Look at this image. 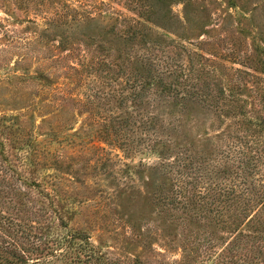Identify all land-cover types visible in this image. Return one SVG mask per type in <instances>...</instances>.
<instances>
[{"label":"rangeland","instance_id":"rangeland-1","mask_svg":"<svg viewBox=\"0 0 264 264\" xmlns=\"http://www.w3.org/2000/svg\"><path fill=\"white\" fill-rule=\"evenodd\" d=\"M235 3L232 8L229 0H166L165 8L158 5L164 19L155 18L164 28L152 26L154 31L149 33L152 40L166 47L167 55L179 59L176 56L180 54L181 62L187 61L186 47L202 55L206 101L190 104L184 112L186 143L202 147L208 163L216 166L224 161L225 151L228 155L231 150L236 163L244 154L255 157V170L244 187L261 193L264 129L260 141L242 145L221 141L228 120L218 116L210 97L219 94L226 80H240L252 87L241 92L244 106L251 112L254 105L252 115L264 119V98L253 94L256 85L264 87V51L259 48L264 47V0ZM142 4L143 0H0V153L3 151L13 168L18 167L74 211L70 220L65 218L70 231L88 235L92 244L110 256L171 264L182 256L183 235H192L194 240L203 234L216 235V251L222 243L232 241L237 243L236 253L253 255L257 237L264 238V214L260 224H246L243 219L237 241L227 225L202 218L189 217L178 222V228L153 221V195L162 183L151 170L156 157L139 155L147 144L137 141L143 137L138 123L129 128L120 123L126 110L119 104L120 86L115 82L123 83L119 71L123 65L133 66V53L145 39L121 35L119 23L116 31L109 32L115 21L110 16L118 22L124 17L137 19L135 13L141 11ZM128 53L132 59L124 63ZM100 64L114 72L100 74L96 71ZM232 69L243 73L230 75ZM30 141L37 145L27 154ZM16 155L29 157L38 171L23 168ZM1 166L6 169L5 163ZM13 178L12 172L6 175L0 171V184L6 179L18 185ZM25 192L32 201L25 200L27 195L17 202L5 198L0 213L20 217L13 214L11 204L15 201V207L21 208L23 198L26 212L20 215L26 221L21 224L38 228L36 223L42 224L52 215L42 214L43 204L36 202V192ZM145 223H151L154 231L158 228L162 237L152 234L156 239L147 252L139 247L144 242L141 230L131 229L132 224ZM37 228L29 230L37 234ZM34 257L36 254L30 256Z\"/></svg>","mask_w":264,"mask_h":264},{"label":"trees","instance_id":"trees-1","mask_svg":"<svg viewBox=\"0 0 264 264\" xmlns=\"http://www.w3.org/2000/svg\"><path fill=\"white\" fill-rule=\"evenodd\" d=\"M235 2L236 0H229V7L236 8ZM159 4L165 8L166 0H143L141 11L135 13L137 19L124 17L118 22L110 16L111 20L115 21L110 25L109 32L116 31L119 23V26H123L121 35L128 38L142 35L141 38L145 39L144 45L133 53L131 62L133 66L128 68V65H123L121 71L118 70L119 76H124L123 83H119L121 81L118 79L115 81L120 86L119 104L126 110V117L121 118L120 123L127 128L138 123L143 137L137 141H144L147 144L146 149L141 150L139 155L156 157L157 162L151 170L162 183L157 185L153 195L155 206L153 221L161 226L178 228V222L189 217L202 218L227 225L233 233L232 239L235 240L242 232L239 225L243 219L246 224H260L264 214V189L261 193H256L244 187L247 185L248 177L255 170V157L244 154L236 163L235 156L232 157L230 153L231 150L227 152L228 155L225 151L224 161L216 166L208 163L202 147L195 148L186 143L189 140L184 130L186 125L184 112L190 104H202L206 101L202 94V72L205 71V67L202 65V55L196 50L186 47L187 61L184 63L181 62L184 59L180 54L176 56L179 59L170 57L162 43L151 39L149 31L153 33L152 26L164 28L160 21L155 19L159 17L164 19ZM259 48L264 51V47ZM125 56L123 62H130L131 53ZM109 68L105 64H100L96 71L100 74L114 72ZM229 73L241 75L243 72L240 69H232ZM226 81L217 96L210 95L211 102L218 108L216 109L218 116L228 120L220 140L239 141L241 145L246 141H260L264 119L254 117L252 114L255 106L253 105V110L249 112L240 96L241 92L252 90V87L249 89L240 80ZM256 87L257 91H253V94L258 93L264 98V87L262 85L260 88L258 85ZM36 145L33 141L27 143V154L33 151ZM0 155L2 156L0 171L6 175L12 172L13 180L18 183V185L9 183L6 179L2 181L0 204H3L5 198H15L16 201L20 196L26 195L25 200L32 201L25 189L33 190L38 195L36 202L43 204L42 214L52 215L44 223H36L38 228L33 226L26 228L21 224V221L26 219L20 215L26 212L24 197L20 202L21 208L15 207L18 204H15V201L11 204L13 214L17 213L16 216L20 217L16 218L15 214L7 212L6 214H11L12 217L5 216L1 212L0 264H164L141 258L110 256L92 244L88 235L70 231L65 218L70 220L74 216V211L67 204H61L58 197L55 195L53 197L39 182L27 178L16 169L18 167L13 168L3 155V151ZM16 158V162L23 168L38 171L36 164L29 157L16 155ZM2 163L6 164V169L1 166ZM140 165L148 166L145 163ZM12 176L10 174V178ZM44 201L47 202L48 209L45 208ZM225 214H228V218H225ZM149 224L151 223L131 225L133 232L137 231V228L142 232L140 239L144 242L137 244L144 252L149 250L152 240L156 239V236L154 239L152 236L158 235V228L154 231ZM36 228L37 234L31 231ZM255 231L259 230L256 228ZM133 235L136 236V233ZM21 236H24L23 240H20ZM6 237L10 240L8 241ZM216 240V235L212 234H203L202 238L196 235L194 240L192 235H183L180 248L182 256L171 264H264V238L257 237L256 252L250 256L236 253L237 243L232 241L222 243V248L216 251L217 245L214 243ZM40 246L43 250L39 248ZM45 249L48 250L46 253L43 252ZM34 254L37 257L30 258Z\"/></svg>","mask_w":264,"mask_h":264}]
</instances>
